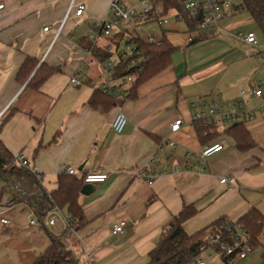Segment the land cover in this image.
<instances>
[{
    "label": "crops",
    "instance_id": "1",
    "mask_svg": "<svg viewBox=\"0 0 264 264\" xmlns=\"http://www.w3.org/2000/svg\"><path fill=\"white\" fill-rule=\"evenodd\" d=\"M229 1L233 7L216 30L191 34L172 13L167 26H155L157 36L175 48L171 64L124 96L102 89L100 66L86 67L85 51L101 49V43L89 41L88 28L108 18L112 0H0L5 5L0 12L1 140L28 161L47 193L57 189L59 175L68 168L78 179L108 174L104 183L85 184L78 200L85 223L76 231L60 220L46 226L50 211L40 218L29 202L40 192L23 193L0 179V212L9 221L0 223V264H33L49 247L50 235L81 264H148L186 205L197 209L184 224L188 234L220 220L237 223L253 208L264 217V100L251 94L255 88L264 91V35L241 0ZM72 3L74 9L85 6L82 16L74 10L67 17ZM249 33L257 45L240 39ZM26 58L38 66L21 79ZM42 64L60 71L33 88L29 81ZM82 76L81 86L70 82ZM99 92L119 102L108 109L101 102L93 107L89 102ZM214 105L240 120L209 123ZM119 112L128 122L117 134L112 123ZM197 114L202 118L195 119ZM178 119L181 130L172 133ZM236 123L248 132V148H240L228 133ZM216 143L223 151L200 161L202 151ZM145 167L158 174L151 184L139 176ZM61 211L69 221L67 210ZM119 221L127 223L125 233L114 236L111 226ZM261 240L262 246L239 264H262ZM200 258L205 264H227L212 248Z\"/></svg>",
    "mask_w": 264,
    "mask_h": 264
},
{
    "label": "trees",
    "instance_id": "2",
    "mask_svg": "<svg viewBox=\"0 0 264 264\" xmlns=\"http://www.w3.org/2000/svg\"><path fill=\"white\" fill-rule=\"evenodd\" d=\"M184 0H165L164 15L176 14L182 16L188 31L191 34L196 33V24L193 22L189 14L183 6ZM241 7L246 10L255 22L260 26L264 35V0H241ZM131 42L136 46V58H140V65L136 68L128 67L130 58L123 62L119 67V75L134 74L136 69H141L140 75L136 76L132 84V92L138 85L150 79L157 73L166 69L172 60L175 48L165 38L161 46H155L146 43L139 37L132 36ZM111 42L120 45L121 37H113ZM94 55L101 61L108 60L112 57L111 52H104L100 48L92 49ZM38 62L33 58H26L21 66L18 77L26 79L37 68ZM60 71L59 68H52L46 64H42L34 76L29 81V85L33 88H39L52 74ZM97 93L90 100V105L98 107L100 102L103 103L102 108L108 109L113 107L119 100H115L109 95ZM132 94V93H131ZM230 133L238 146L242 149L251 145L248 132L243 127V123H236L229 128ZM0 179L8 186L19 187L21 192L39 191L41 195L32 197L30 204L35 209L38 217L43 218L44 215L52 209H66L69 216V224L67 230L76 231L84 223L82 209L79 204V196L82 194L85 186L84 179H78L75 176L64 173L59 175L58 187L55 191L47 193L41 187V176L23 166L16 156L6 147L0 138ZM22 194V193H21ZM19 199V198H18ZM197 209L193 204L186 205L176 215L164 232L158 246L150 253V261L148 264H191L197 258L208 250L207 235L210 232L218 231L225 224L220 220L212 224L210 227L198 231L194 234H188L184 230V224L194 217ZM237 224L241 225L248 234V243L253 250L262 246V232L264 230V217L257 209H251L242 216ZM33 264H81L73 252L60 239L50 235L49 247L38 256ZM264 264V260L262 262Z\"/></svg>",
    "mask_w": 264,
    "mask_h": 264
},
{
    "label": "built area",
    "instance_id": "3",
    "mask_svg": "<svg viewBox=\"0 0 264 264\" xmlns=\"http://www.w3.org/2000/svg\"><path fill=\"white\" fill-rule=\"evenodd\" d=\"M183 6L191 20L196 24V34L216 30L223 20L224 13L233 7L229 0H184ZM4 10L5 5L0 3V12ZM164 10L165 0H112L108 11V18L96 22L88 28L87 37L89 41L94 45L101 43L100 47L102 51L112 53V57L108 60L101 61L94 55L93 48L85 51L86 67L100 66L103 70L102 89L105 92L121 93L124 96L129 95L136 76L142 72L141 69H136L134 74L119 75V67L130 58L133 59H130L129 68H136L140 65V58L135 57L137 53L136 46L131 42L130 38L132 36L139 37L148 44L161 46L163 40L157 37L155 33L147 30V26L154 24L159 29L167 26L169 24V15H164ZM72 11H74L76 16H82L85 6L80 5L77 9H74L72 3L67 17ZM171 16H174L177 21L185 23L182 16L175 13ZM44 30L48 31L49 27H46ZM60 33L61 29L57 31L56 37ZM116 36L121 37L120 45L111 42V39ZM240 39L249 45H257L256 37L252 33L243 35ZM85 80L86 76L73 77L70 82L75 86H81ZM241 94L245 95L247 92L242 91ZM251 94L264 100V91L260 88L253 89ZM3 115H0V128L3 125ZM202 116V114H197L195 119H200ZM206 119L209 123L215 125H225L240 120L238 115L224 112V107L219 105H214L209 110ZM127 122V117L122 112H119L112 123L113 131L117 134L122 133ZM182 125V120H176L171 126V132H179ZM174 145L173 142L170 143V146ZM223 149L224 146L220 143L206 147L202 151L200 161L205 163L209 158L223 151ZM16 158L23 166L29 165L22 155H18ZM66 173L69 175L76 174L72 168H68ZM139 176L151 184L153 179L158 177V174L148 173V167H145L139 172ZM83 179L85 184H101L108 180V174L94 172L83 176ZM226 182L227 179L221 180V183ZM14 188L17 191H21L17 186ZM58 220L62 221L64 226L68 228L69 221L58 208L52 209L49 212L46 226L52 227ZM0 223L3 225L9 224V221L3 217V212H0ZM31 224L37 225V221L33 220ZM126 225L125 221L115 222L111 226V233L114 236L123 235ZM261 238L264 239V232H262ZM207 242L209 248H212L217 255L225 259L227 264H239L246 260L254 251L248 243L246 230L236 222L225 223L218 231L210 232L207 235ZM191 264H205V262L199 257Z\"/></svg>",
    "mask_w": 264,
    "mask_h": 264
},
{
    "label": "rangeland",
    "instance_id": "4",
    "mask_svg": "<svg viewBox=\"0 0 264 264\" xmlns=\"http://www.w3.org/2000/svg\"><path fill=\"white\" fill-rule=\"evenodd\" d=\"M170 20H172V17H169V21ZM147 30H149V31H153V32H155L156 33V35H157V28L155 27V25H153V24H151V25H149V26H147ZM158 37V36H157Z\"/></svg>",
    "mask_w": 264,
    "mask_h": 264
},
{
    "label": "water",
    "instance_id": "5",
    "mask_svg": "<svg viewBox=\"0 0 264 264\" xmlns=\"http://www.w3.org/2000/svg\"><path fill=\"white\" fill-rule=\"evenodd\" d=\"M86 192V189L82 191V193Z\"/></svg>",
    "mask_w": 264,
    "mask_h": 264
}]
</instances>
